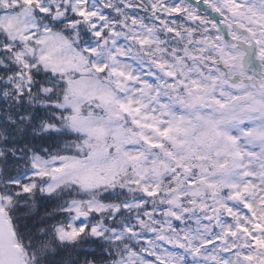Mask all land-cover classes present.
I'll return each instance as SVG.
<instances>
[{"label": "snow or ice", "instance_id": "snow-or-ice-1", "mask_svg": "<svg viewBox=\"0 0 264 264\" xmlns=\"http://www.w3.org/2000/svg\"><path fill=\"white\" fill-rule=\"evenodd\" d=\"M0 264H264V0H0Z\"/></svg>", "mask_w": 264, "mask_h": 264}]
</instances>
